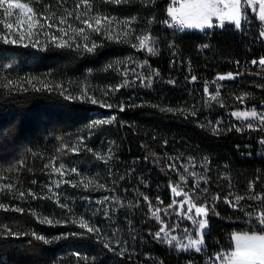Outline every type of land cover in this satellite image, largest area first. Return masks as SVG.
Instances as JSON below:
<instances>
[{"label": "trees", "instance_id": "16d2710c", "mask_svg": "<svg viewBox=\"0 0 264 264\" xmlns=\"http://www.w3.org/2000/svg\"><path fill=\"white\" fill-rule=\"evenodd\" d=\"M20 2L29 3L37 11L42 10L43 4H55V0H42L41 5L31 4L30 0ZM169 2L155 0L144 7L138 3L102 5L101 0H94L96 8L108 15L121 19L137 16V34L150 27L151 34L160 38L158 54L152 56L102 36L96 37L103 45L98 52L84 55L54 47L40 52L0 41V77L14 82L9 88L2 87L6 81L0 82V185L15 186V194L0 192V203L25 209L23 213L0 209L3 264H211L216 253L231 250L234 232H250L252 226L242 219L239 207H231L224 198L233 201L237 195L247 198L250 194H264V146L259 143L264 133L248 129L237 132L234 126L212 130L202 121L203 117L213 116V109L206 104L210 97L204 96L203 88L207 83L211 93L220 91V97L213 101L226 96L232 100L234 94L243 93L247 94V105L262 108L264 68L251 61L264 56V39L259 37L254 23L244 25L242 31L228 25L203 31L169 28L162 23L168 19ZM65 7L72 9L74 0H66ZM151 17L154 23L149 26L147 20ZM128 57L133 58L129 60V69L136 66L137 74L152 76L150 86L135 81L117 88L125 79H134L131 73L125 78L119 72V65L124 67ZM145 59L148 65L138 67ZM117 60L122 63L105 70ZM230 72L241 75L219 82L220 87L211 86L218 74ZM192 76L197 79L193 81ZM25 78H35L36 87L41 86V81L62 85L65 95L80 96L81 90H88L98 103L66 100L59 94L60 89L32 91L30 85L23 83ZM21 83L29 91H17L16 85ZM101 102L113 107H101ZM161 108L177 111L169 113ZM102 117L115 120L95 129L87 127L92 120ZM73 146L78 151L72 152ZM89 148L93 151H87ZM94 153L104 155L107 162L97 159ZM189 157L202 164L208 181L201 184L198 195L206 188L209 197H219L214 202L209 200L214 210L209 215L199 253L194 249L177 251L154 240L150 233L158 230V222L149 218L143 200L146 195L158 205L159 197L166 207L173 199H181L174 197L170 184L191 191L193 181L180 180ZM53 163L55 167L65 166L68 174L63 179L70 183L56 187L61 177L52 167L45 168ZM169 164H174L175 169H169ZM71 168H77L79 175L71 173ZM81 180H94L105 184L106 189H97L95 183L85 189ZM249 182H253L252 189ZM72 183L79 186L73 187ZM49 186L52 192L48 191ZM113 188L116 190L112 191ZM29 190L51 199L29 197L21 201L18 193L27 194ZM106 196L110 198L107 202L98 203ZM199 203H204L202 196ZM60 204H67L72 213ZM32 212L37 215H31ZM37 216L63 222L40 224ZM80 216L100 232L82 234L86 230L71 223ZM164 218L171 224L177 222L174 216ZM185 226L192 227L186 222L181 224L180 231L171 234L186 243L182 232ZM6 229L35 231L48 238L78 235L43 245L30 235L8 236ZM104 243H110L114 250L105 249ZM75 253L80 254L79 258Z\"/></svg>", "mask_w": 264, "mask_h": 264}, {"label": "snow or ice", "instance_id": "6c2138e0", "mask_svg": "<svg viewBox=\"0 0 264 264\" xmlns=\"http://www.w3.org/2000/svg\"><path fill=\"white\" fill-rule=\"evenodd\" d=\"M155 0H101L102 5L114 4H133L138 3L144 7L151 6L154 4ZM31 4L41 5L42 0H30ZM66 0H55V4H43L42 10L37 11L34 7H31L29 3H22L20 0H0V9H3V16L8 18L12 14V10L19 11V17L17 18V25L27 24V28H20L18 30L13 29V25L8 23L6 20L3 23L4 29H7V33H0V41L4 45L22 46L24 48H33L40 52L47 51L50 47L56 49H67L74 51L78 55L84 54H95L103 46L102 43L93 39V36L103 37L105 40L120 43V44H130L131 48L135 49L137 52H146L148 56L156 55L157 48L160 43V38L153 36L151 34L150 27L148 29L140 30L137 34V29L135 25L138 22V17L133 15L131 17L117 18L115 16H110L106 13L99 11L94 3V0H74V7L69 9L65 7ZM258 3L259 13L253 11L251 15L257 17L261 22V31L259 32V37L264 38V0H170L167 8L166 14L168 19H165L162 23L169 28H178L183 31L186 28H196L200 30L212 29L213 27H219L223 29L226 25L234 28L236 31H242L244 24L248 22V9L250 7H255ZM62 10V11H61ZM59 13V14H58ZM215 18L216 23L213 22ZM154 23V17L147 20V24L150 26ZM113 24L116 25L113 28ZM55 31H52V30ZM115 33V34H114ZM45 36V41L42 44L39 40V36ZM27 41V42H25ZM175 47V45H171ZM203 48H207L208 45H203ZM128 60H132V57H128ZM122 61H114L109 63L105 70L112 69L115 66L121 64ZM135 63V62H134ZM239 63V62H237ZM251 64H259L261 68H264V56L260 57L259 60H252ZM148 65V60L145 59L142 63H139L138 67H146ZM129 73L132 74L133 80L129 81L125 79L124 84L118 85L117 88L127 86L131 82L139 81L141 84L150 86L152 84V76H141L136 72V66L132 68H127L121 73L123 77L127 78ZM241 75L237 72L236 74L227 73L226 75L217 76L218 81H223L225 79H235L236 76ZM196 76H192V80L195 81ZM3 88H9L14 84L11 79L7 77H0V82ZM23 83H27L31 86L32 91H55L60 89L59 94L66 100L75 99H85L89 100L92 104H97L98 101L92 97L88 96L87 92L81 90L80 96L65 95L62 85H51L47 81H41L40 87H36L35 78H25ZM23 83L16 85L17 91L26 92L29 88L24 87ZM173 83V81H169ZM108 89L105 90V95L108 94ZM205 94L209 93V88L207 83L204 88ZM219 95L217 91L216 95H212L210 99L215 100ZM247 94L236 97L240 103H244ZM101 107L112 108L111 104L100 103ZM121 107V111H123ZM161 111L174 113L177 110L172 108H161ZM193 115L195 113H192ZM232 116L237 118H249L252 120L247 122V129L250 131H260L264 133V112H257L255 109L244 110V111H234L231 113ZM115 117H110L107 119H95L92 120L87 127L89 129H95L103 125H110L114 122ZM258 120V124L254 126V123ZM235 131L241 132L245 129L242 127H235ZM232 129L230 128L229 131ZM215 131V130H214ZM82 139V138H81ZM259 143L264 146V138H262ZM67 148V145L63 146ZM59 151V149H58ZM72 152L78 151V149L73 146L71 148ZM87 151L92 152V149H87ZM97 159L105 160V156L100 153H94ZM109 158L110 154H109ZM147 159V158H146ZM56 157H52V161L55 162ZM193 158L189 157V161ZM207 160V158H205ZM105 162H107L105 160ZM159 163V161H157ZM52 167L53 172L59 174L61 179L56 183V187H59L60 183H70L69 180H64L63 177L68 174V170L65 169L63 164L59 167H55L54 163L52 165H45V168ZM174 164H169V169H175ZM205 172L208 169L205 167ZM187 172V169H185ZM71 173H76L79 175L77 168H71ZM192 176L195 182L192 186L191 191H185L179 184H170L174 197H180L181 199H173L166 207H163V202L157 197L158 205H154L149 197L144 195L143 200L147 204V212L149 218L158 222V230L154 233H150L154 240L160 243L167 244L174 247L177 251L187 252L189 250H195L197 253L202 251V245L204 244V232L208 227V218L210 213L214 210L213 206H210L209 200L214 202L219 199L218 196L209 197L207 195L208 190L205 188L198 195V190H200V180H204L207 183V178L198 173L193 172ZM123 179V177H121ZM180 180L184 181L185 177L180 176ZM96 185L97 189H106V185L102 183H97L94 180H89L84 183L83 180L80 184L83 185L85 189H89L90 185ZM73 187L79 186L76 183H72ZM253 182H249V189H252ZM115 191L116 189H111ZM8 192L15 194V186L13 184L0 185V192ZM48 191L52 192V187H48ZM142 195V194H141ZM200 196L203 197L204 203H199ZM32 200L36 199H51V196H38L31 190L27 192L20 191L18 193V198L23 201L28 198ZM110 198L103 197L98 203L103 205ZM114 199V198H113ZM244 196L237 195L235 197V202L232 200H226V202L233 208H237L239 202L244 200ZM249 200H258V207L260 210L258 212H245V216L249 218L248 222L252 226L249 232L244 233H233L231 240L235 241L234 248L230 251H221L215 254V259L220 262V264H264V194L260 195H248ZM57 202H59V197H57ZM139 203V202H137ZM61 208H68L67 204H60ZM0 209L5 211H15L18 213H23L24 208L20 206H9L0 203ZM69 213H72V209L68 208ZM164 214L163 217L161 214ZM36 216V212L30 213ZM108 213L105 212V216ZM174 216L176 218V223H169L164 217ZM255 217L252 219V217ZM38 222L40 224L53 225L60 224L63 221L56 220L53 221L49 216H43L39 218L37 216ZM190 222L192 227L185 226L182 229L183 237L186 239V243L183 240L178 239L177 235H172V232H177L181 230V224ZM71 223L77 225L81 230H86L82 234L99 233L100 229L90 225V222L80 216L79 219L75 217L71 220ZM131 224V221H129ZM6 234L8 236H31L32 240L40 242L43 245H50L56 241L67 239L69 236H76L77 233L70 234H59L54 237L48 238L44 234H38L35 231L31 233H20L13 231L11 229H6ZM195 237V238H194ZM31 243V241H30ZM103 247L109 251L114 249L110 243H104ZM122 254V252H121ZM79 258L80 254L75 253ZM0 264H3L0 261ZM191 264V262H189ZM207 264V262H206Z\"/></svg>", "mask_w": 264, "mask_h": 264}, {"label": "rangeland", "instance_id": "374dc122", "mask_svg": "<svg viewBox=\"0 0 264 264\" xmlns=\"http://www.w3.org/2000/svg\"><path fill=\"white\" fill-rule=\"evenodd\" d=\"M253 11H255L257 13V16H258V13H259L258 3L255 5L254 8L250 7L248 9V13H249L248 22L245 23L244 25L249 26L252 23L256 24L257 32L259 35V32L261 31V22L258 20L257 17H253L251 15V13ZM101 12H103V11H101ZM110 16H112V15H110ZM18 17H19V11L18 10H12L11 16L8 18H5L3 16V9H0V33H7L8 32V30L4 29V27H3V23L5 22V20L8 23L13 25L14 30H18L20 28L26 29L27 28L26 23L23 25H17L16 21H17ZM213 22L216 23L215 18H213ZM112 27L115 28L116 25L113 24ZM187 29H195V30L201 31L200 29H196V28H187ZM204 30H206V29H204ZM52 31H55V30L53 29ZM45 39H46L45 36H43V35L39 36V40L42 44L44 43ZM93 39H96V36H93ZM262 39H264V38H262ZM25 42H27V41H25ZM128 64H129V60H126L124 67H121V65H119L118 68H121L119 71L120 75H122L121 73L123 72L125 67L128 68ZM223 75H226V74H223ZM225 80H229V79H225ZM219 82H221V81H218L216 78V79L211 81V86L212 87H220ZM85 91L87 92L88 96H92L88 90H85ZM241 95H244V94L243 93L234 94V96L232 97V100H230V98L227 96L225 98L221 97V99L216 100V101H213L212 99L208 98L210 100L206 101L207 108L213 109L211 111V114L213 113V116H210L209 119H205L203 117L202 121H204L207 126H209L212 130H215V131L220 130L221 128L233 127V126L242 127L244 129H247V122L252 120V118L251 117H249V118H237V117L232 116L231 113L234 111H244V110H252V109H255L257 112H262V110L257 105H253V104L247 105V101H246L247 99H245L244 103H240L236 99V97L241 96ZM209 97H211V96H209ZM104 108H107V107H104ZM214 109H216V110H214ZM107 118H110V117H102V118H98V119H107ZM256 124H258V120L254 123V126H256ZM202 168H203L202 164L197 163L194 160L187 162V164L185 166H183V172L185 174L184 175L185 179L192 180L193 184H194L195 179L192 176V173L195 172V173H198L202 176H205V173L203 172ZM185 169H187V172L185 171ZM203 182H204V180H200V187L202 186L201 184H203ZM235 197L233 198V202H235ZM224 200L226 201L228 199L224 198ZM256 201H258V200H249L245 197L244 200L239 202L238 207H239L242 219H245L248 224H250L248 222L249 218L245 216V212H252V211L258 212L260 210V208L258 207L259 204H256ZM238 207H237V209H238ZM254 218L255 217L253 216L252 219H254ZM244 232H249V231H241V232H234V233H241L242 234ZM249 234H251V232H249ZM234 246H235V241L232 240V247L234 248ZM211 264H220V262L217 261L215 259V256H214Z\"/></svg>", "mask_w": 264, "mask_h": 264}, {"label": "built area", "instance_id": "2783aa9c", "mask_svg": "<svg viewBox=\"0 0 264 264\" xmlns=\"http://www.w3.org/2000/svg\"><path fill=\"white\" fill-rule=\"evenodd\" d=\"M177 30H179L178 28H176ZM180 31V30H179ZM259 60V59H258ZM205 88V87H204ZM204 88H203V94H204V96H206V97H209V96H212V95H216V93H217V91H219L218 89L217 90H215L213 93H211L210 91H209V93L208 94H205V92H204ZM218 97H220V91H219V95L217 96V98ZM263 107L261 108V110H262V112H264V105H262Z\"/></svg>", "mask_w": 264, "mask_h": 264}]
</instances>
